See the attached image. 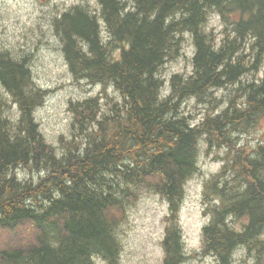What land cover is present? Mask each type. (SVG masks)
Wrapping results in <instances>:
<instances>
[{"label":"trees","instance_id":"16d2710c","mask_svg":"<svg viewBox=\"0 0 264 264\" xmlns=\"http://www.w3.org/2000/svg\"><path fill=\"white\" fill-rule=\"evenodd\" d=\"M95 1L54 23L74 78L115 93L69 101L62 151L39 129L30 61L0 47V232L26 233L0 248V264H121L122 212L144 191L170 202L162 264H180L176 215L202 151L223 163L206 184L204 253L264 264V0ZM182 56L190 69L167 78ZM188 100L204 106L199 119ZM253 129L257 140L244 139Z\"/></svg>","mask_w":264,"mask_h":264},{"label":"rangeland","instance_id":"374dc122","mask_svg":"<svg viewBox=\"0 0 264 264\" xmlns=\"http://www.w3.org/2000/svg\"><path fill=\"white\" fill-rule=\"evenodd\" d=\"M82 2L91 3L93 7L97 5L95 0H0V47L9 49L20 59L27 57L36 84L47 90L35 114L41 133L59 151L63 150L60 136L72 137L75 116L69 101L98 96L105 90L109 94L115 93L110 87L105 89L87 80L82 82L74 78L62 52V38L54 29L55 19ZM211 24L220 27L216 17ZM191 47L187 45V53L192 52ZM183 56L189 59L186 53ZM183 56L166 64L164 75L167 78L175 71L190 69V61ZM187 104H190L195 120L203 115V105L195 107L191 100ZM253 130L244 134L243 138L256 141L260 131ZM80 132L77 129V134ZM221 165L222 160L215 153L202 151L198 170L183 185V198L176 219L182 227L185 252L189 257L181 264H213L212 257L201 250L203 227L208 223V215L204 212L207 206L206 184ZM17 174L23 179H38L40 176L37 169L29 167L18 168ZM125 210L118 233L121 241L120 263L161 264L165 252L163 240L167 232V216L170 214L169 200L157 191H144L129 200ZM18 233L20 235L1 231L0 248L10 240L14 242L26 236L22 228L18 229ZM242 254V251L237 252L240 258ZM95 264L105 263L97 258Z\"/></svg>","mask_w":264,"mask_h":264},{"label":"bare ground","instance_id":"6f19581e","mask_svg":"<svg viewBox=\"0 0 264 264\" xmlns=\"http://www.w3.org/2000/svg\"><path fill=\"white\" fill-rule=\"evenodd\" d=\"M84 45V44H83ZM119 49V48H118ZM191 59V58H190ZM233 133H234V131H233ZM236 133V132H235ZM241 146V145H240ZM230 148V147H229ZM226 155V154H225Z\"/></svg>","mask_w":264,"mask_h":264}]
</instances>
